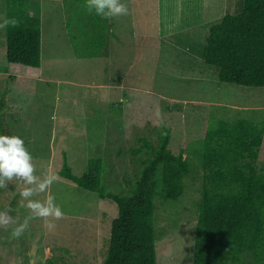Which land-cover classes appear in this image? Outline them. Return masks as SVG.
Returning <instances> with one entry per match:
<instances>
[{
	"label": "rangeland",
	"instance_id": "rangeland-1",
	"mask_svg": "<svg viewBox=\"0 0 264 264\" xmlns=\"http://www.w3.org/2000/svg\"><path fill=\"white\" fill-rule=\"evenodd\" d=\"M210 1L219 14L206 27L200 15L207 14ZM121 2L129 7V15L112 19L124 28L116 25V33L111 28L106 58L76 55L63 0L30 3L32 14L42 20L38 68L9 62L6 32L0 29V135L24 140L36 175L50 170L58 177L48 193L32 199L43 201L50 194L64 213L54 221L53 231L45 228L44 220L33 219L21 237L13 239L12 230L29 213L20 207L15 182L0 189V211L13 209L10 215L16 219L7 230L0 228V264H45L49 258L57 264L102 263L118 206L63 178L60 171L68 165L82 175L90 159L101 158L106 167L101 185L111 193H126L136 181L142 154L134 150L141 147V138L167 125L174 126L186 149L191 172L178 200L156 193L158 264H192L204 171L186 110L195 118H209L210 126L220 119L264 121V87L222 82L216 67L197 58L210 27L223 15L240 13L244 0H224V7L221 0ZM139 16L145 21L136 28ZM81 42L83 37H78L85 50ZM242 264L255 263L244 257Z\"/></svg>",
	"mask_w": 264,
	"mask_h": 264
},
{
	"label": "trees",
	"instance_id": "trees-1",
	"mask_svg": "<svg viewBox=\"0 0 264 264\" xmlns=\"http://www.w3.org/2000/svg\"><path fill=\"white\" fill-rule=\"evenodd\" d=\"M31 1L3 2L4 17L20 22L15 28H5L6 54L11 63L38 68L42 20L32 14ZM63 2L76 55L106 58L112 21L90 14L86 0ZM78 37H83L85 50L79 47ZM203 59L218 69L222 82L264 87V0H244L240 13L226 14L213 24ZM185 116L204 171L192 264H242L244 257L264 264V121L220 119L210 126L209 118H195L189 108ZM174 130L167 125L141 138V147L134 150L142 154L139 170L126 193H111L101 185L106 171L101 158L90 159L82 175L68 165L60 171L63 178L101 198L113 199L118 206L107 255L100 264H158L156 193L178 200L191 172V161ZM54 260L49 258L45 264H57Z\"/></svg>",
	"mask_w": 264,
	"mask_h": 264
},
{
	"label": "clouds",
	"instance_id": "clouds-1",
	"mask_svg": "<svg viewBox=\"0 0 264 264\" xmlns=\"http://www.w3.org/2000/svg\"><path fill=\"white\" fill-rule=\"evenodd\" d=\"M85 7L90 14L94 13L108 21L129 15V7L121 0H86ZM28 14L31 15V12ZM19 23L15 18L0 17V29L8 26L15 28ZM36 171L34 157L26 148L24 140L19 136L0 135V189H6L10 183L15 182L18 185L15 191L21 198L20 207L29 213L24 221L12 230L13 239L21 237L33 219L44 220L45 228L53 231L56 227L54 221L64 218V213L55 203L54 196L49 194L43 201L32 199L36 195L48 193L58 179L50 170L42 176L36 175ZM12 211L10 208L0 211V228L7 230L10 224L16 223V219L10 215Z\"/></svg>",
	"mask_w": 264,
	"mask_h": 264
},
{
	"label": "crops",
	"instance_id": "crops-1",
	"mask_svg": "<svg viewBox=\"0 0 264 264\" xmlns=\"http://www.w3.org/2000/svg\"><path fill=\"white\" fill-rule=\"evenodd\" d=\"M222 1V3H223V7H224V0H221ZM226 1V0H225ZM210 3H211V1L207 4V6H206V15H205V13H201V15H200V17H201V20H203V22L201 23L202 25H204L205 23H207L206 24V27L209 25V23H211V17L213 18L215 15H217V14H219V12H217L218 10H217V7H215V6H209L210 5ZM219 8H220V4H219ZM204 11V12H205ZM217 12V13H216ZM225 15H223V16H221V17H224ZM140 17V16H139ZM143 17V16H142ZM142 17H140V19H137L136 20V22H135V25H134V27H136V28H138V27H140V25H142V24H140L141 22L143 23L145 20L142 18ZM204 17H206V20L204 19ZM217 18H220V17H217ZM115 18H113V20H114ZM112 21V20H111ZM116 25H117V27H120V28H124V23L122 24V22H120V21H116L115 20V22L113 23V27H112V29H113V32H115L116 33ZM127 27H128V25H127ZM195 27V26H194ZM208 31V30H207ZM208 36H209V32H208V35H207V38H208ZM206 42H207V40H206ZM206 46V45H205ZM203 50L204 49H202L201 51H199V57L197 56V58L199 59V58H201L202 60H203V57H202V54H203ZM201 52V53H200ZM204 62V61H203ZM139 89V88H138ZM132 90H134V89H132Z\"/></svg>",
	"mask_w": 264,
	"mask_h": 264
}]
</instances>
